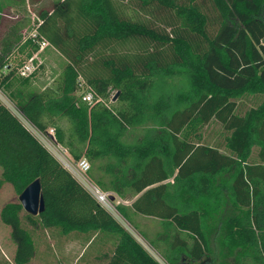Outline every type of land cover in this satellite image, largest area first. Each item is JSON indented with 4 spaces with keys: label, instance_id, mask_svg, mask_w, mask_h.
<instances>
[{
    "label": "trees",
    "instance_id": "trees-1",
    "mask_svg": "<svg viewBox=\"0 0 264 264\" xmlns=\"http://www.w3.org/2000/svg\"><path fill=\"white\" fill-rule=\"evenodd\" d=\"M37 13L36 38L68 62L56 88L11 91L28 121L89 161L167 264H264V0H52ZM27 22L0 35L2 88L17 79L15 52L39 49ZM212 124L224 144L200 140ZM0 168V189L40 179L46 202L38 215L20 201L0 211L16 264L37 256L39 227L85 234L88 248L102 236L106 264H161L1 100Z\"/></svg>",
    "mask_w": 264,
    "mask_h": 264
},
{
    "label": "rangeland",
    "instance_id": "rangeland-1",
    "mask_svg": "<svg viewBox=\"0 0 264 264\" xmlns=\"http://www.w3.org/2000/svg\"><path fill=\"white\" fill-rule=\"evenodd\" d=\"M52 0H42L41 2L35 3V0H3L2 4L4 6L3 16L4 21L0 28V35H2L8 26V24L17 18H25L27 22L26 30L27 39H30L31 33L35 30V26L38 22L37 20V9H40L42 6H50ZM36 4V5H34ZM35 18V21H34ZM26 39V40H27ZM34 40V39H33ZM36 44L38 42L34 40ZM24 47V46H23ZM32 45L26 46L24 48L18 49L14 56L11 58V68L16 69V81L12 83L11 87H0V100L11 109V111L19 117V119L34 133L38 138L46 145V147L66 166L67 163H72L76 165V161L73 159L72 155L69 153L67 148L59 144L55 137V131L53 128L48 130L49 134L40 133L29 121L28 119L19 111L16 103L14 102L11 91L16 88H27L34 90H44L45 88H56L60 77L63 73L64 67L68 60L54 47L48 45L44 49H41L39 46L38 51L33 53L35 56L34 59V67L35 70L23 76L20 73V69L29 62V58L26 56L29 50L31 51ZM32 57V56H31ZM27 79V81H25ZM80 80H83L80 78ZM25 82V83H24ZM80 91L79 94H84L88 92V86L84 84L82 87L79 86ZM248 107L251 105L250 103L246 104ZM63 124L66 126V121H63ZM53 129V130H52ZM201 139L204 142L211 143L215 145L216 143L224 144L225 132L220 124H212L210 126L204 127L200 131ZM1 175V168H0ZM85 177L92 183L96 184V182L92 179L90 170L85 174ZM82 181V180H81ZM83 182V181H82ZM84 183V182H83ZM90 185V184H89ZM10 201H19V194L14 189L11 183H5L3 187L0 189V211L4 204ZM119 199L114 201H109L108 209L112 212V214L123 224L125 228L134 234V236L140 240L146 249L161 263L167 264L166 261L159 255L156 249L151 248L148 244L144 242V240L136 233V223L129 218V220L125 219L117 209V204ZM26 212V211H25ZM133 218H137V216L133 213ZM141 222L147 223V225L151 226L152 230H157L158 226L149 220L140 219ZM0 262L8 259V244L7 238L5 236L6 232L11 234V226L3 223L0 217ZM134 229V231L132 230ZM136 231V232H135ZM54 235L53 236H51ZM9 236V235H8ZM34 237L39 242L37 245V256L34 257L28 264H73L72 257L78 255V253H73L70 251L69 255H66L65 252V241L64 237H61L58 231L54 230H46L43 227H39L34 230ZM45 237V244H44ZM56 238L60 241L63 248V252L59 250L60 247L55 245ZM63 242H62V241ZM103 237H99L97 241L92 245L91 249H89L86 253L85 251L80 255V257L74 262V264H88L91 258L92 251H94L97 246L102 242ZM46 248V250H45ZM85 254V255H83ZM82 256V257H81Z\"/></svg>",
    "mask_w": 264,
    "mask_h": 264
},
{
    "label": "built area",
    "instance_id": "built-area-1",
    "mask_svg": "<svg viewBox=\"0 0 264 264\" xmlns=\"http://www.w3.org/2000/svg\"><path fill=\"white\" fill-rule=\"evenodd\" d=\"M31 37L36 40L41 49L47 47L49 42L45 39L36 38L35 30L31 33ZM29 62L26 63L21 69L20 73L23 76H26L32 73L35 70L34 59L35 56L29 58ZM85 83L81 81L80 85L83 86ZM94 92L88 87V92L83 94V99L89 101L90 103L93 101ZM53 130V129H52ZM41 133V132H40ZM43 134V133H42ZM49 134V132H48ZM36 135V134H35ZM37 136V135H36ZM40 139V138H39ZM66 167L85 185V187L98 199V201L103 204L107 209L109 207L110 193L103 191L98 185L92 184L86 177L85 174L90 170V163L86 158H82L79 160L76 165L72 163H67ZM90 184V185H89ZM108 206V207H107Z\"/></svg>",
    "mask_w": 264,
    "mask_h": 264
},
{
    "label": "crops",
    "instance_id": "crops-1",
    "mask_svg": "<svg viewBox=\"0 0 264 264\" xmlns=\"http://www.w3.org/2000/svg\"><path fill=\"white\" fill-rule=\"evenodd\" d=\"M152 220H154L152 217L150 218ZM152 223L156 224L155 221H153ZM148 229L151 228L150 225L147 226ZM2 230V229H0ZM9 235V236H8ZM6 238H7V244H8V259H6L3 262H0V264H16L15 263V255H16V245L15 243H13L12 239H11V234H8V232H6L5 234ZM95 236V235H94ZM89 242L86 239L85 234H72V235H68L66 240H65V252L66 255L70 254V251H72L73 253H78V255L72 257V261L70 262H74L78 259V257L85 251V250H89L88 246H89ZM91 249V248H90ZM105 253V247L102 248L100 246H97V248L92 251L91 254V258L89 260L88 264H106L104 263V257L103 254Z\"/></svg>",
    "mask_w": 264,
    "mask_h": 264
},
{
    "label": "water",
    "instance_id": "water-1",
    "mask_svg": "<svg viewBox=\"0 0 264 264\" xmlns=\"http://www.w3.org/2000/svg\"><path fill=\"white\" fill-rule=\"evenodd\" d=\"M110 199L114 201L115 196L110 195ZM19 201L24 210L32 215H38L44 212L46 202L42 191L41 180L36 179L30 183L19 195Z\"/></svg>",
    "mask_w": 264,
    "mask_h": 264
}]
</instances>
